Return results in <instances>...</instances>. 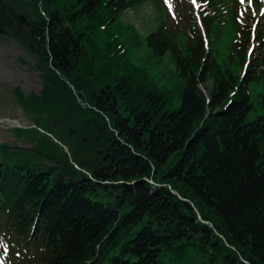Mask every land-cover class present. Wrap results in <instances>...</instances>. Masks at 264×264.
Returning a JSON list of instances; mask_svg holds the SVG:
<instances>
[{
	"label": "trees",
	"instance_id": "16d2710c",
	"mask_svg": "<svg viewBox=\"0 0 264 264\" xmlns=\"http://www.w3.org/2000/svg\"><path fill=\"white\" fill-rule=\"evenodd\" d=\"M155 1L164 18L142 36L120 17L144 0H0V39L41 81L13 90L35 127L11 132L32 148L0 143L10 264H264V92H249L264 81V28L244 69L231 44L238 73L212 52L225 0H197L206 43L188 0L174 32ZM143 48L169 56L171 85L132 61Z\"/></svg>",
	"mask_w": 264,
	"mask_h": 264
},
{
	"label": "rangeland",
	"instance_id": "374dc122",
	"mask_svg": "<svg viewBox=\"0 0 264 264\" xmlns=\"http://www.w3.org/2000/svg\"><path fill=\"white\" fill-rule=\"evenodd\" d=\"M164 1L169 11L167 26L174 32L176 22L178 20L179 22L183 21L176 7V3H182V0ZM190 1L197 6L196 0ZM251 1L253 2L252 6L256 1L259 2V11L254 12L251 7ZM232 11L234 12V18L239 24L240 31H243L248 25L251 26L255 19H257L254 29L255 35L257 31H262L264 27V0H236L232 5ZM120 18L123 25L136 28L137 32L144 36L155 30L163 20L164 13L159 9L155 0H144L141 5L125 11ZM189 22V19L185 18L180 27L186 30ZM194 22L196 23L195 19ZM235 40L236 22L229 14L225 16L224 22L219 23V26L212 34V52L217 63L223 67L228 66V68L238 72V58L230 49L231 44ZM252 42H254V52L258 48V44H255V41ZM148 56L147 49L143 48L133 53L132 61L137 64L144 63L150 75L158 84L166 81L167 84L171 85L174 78V67L169 56L167 54L162 56L157 63H154ZM247 58H250V56H247ZM210 85L211 81L205 84L206 87H210ZM15 88H18L25 95L29 93L39 94L41 81L38 73L31 67V60L26 53L16 43L7 39H0V143L17 146L20 149H30L32 144L18 141L12 135L11 130L15 129V124L9 120H3L4 118L16 119L15 121L20 126L28 127L30 125L28 116L15 98L13 93ZM249 92L252 102L255 103L257 95L264 92V81L250 83ZM260 113L261 110L250 112L247 120H252ZM7 257L6 237L3 232H0V264H8Z\"/></svg>",
	"mask_w": 264,
	"mask_h": 264
},
{
	"label": "water",
	"instance_id": "95a60500",
	"mask_svg": "<svg viewBox=\"0 0 264 264\" xmlns=\"http://www.w3.org/2000/svg\"><path fill=\"white\" fill-rule=\"evenodd\" d=\"M10 122L14 123L15 124L14 126H16V127H24V126H20L15 120H11ZM67 133H68V136H70V137H72V136H79V133L76 132L75 130H73L72 128H69ZM63 149H64V151H67V148L65 146H63ZM87 158H89V156H87ZM172 194L176 195V192L172 191ZM198 218H200L199 215H198Z\"/></svg>",
	"mask_w": 264,
	"mask_h": 264
}]
</instances>
